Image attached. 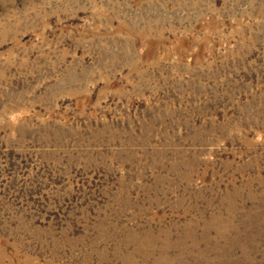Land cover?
Wrapping results in <instances>:
<instances>
[{
  "label": "rangeland",
  "instance_id": "374dc122",
  "mask_svg": "<svg viewBox=\"0 0 264 264\" xmlns=\"http://www.w3.org/2000/svg\"><path fill=\"white\" fill-rule=\"evenodd\" d=\"M0 264H264V0H0Z\"/></svg>",
  "mask_w": 264,
  "mask_h": 264
}]
</instances>
